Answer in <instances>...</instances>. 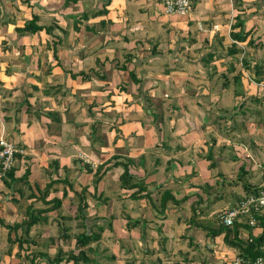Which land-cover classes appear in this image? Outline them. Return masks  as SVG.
Listing matches in <instances>:
<instances>
[{
    "label": "crops",
    "instance_id": "obj_1",
    "mask_svg": "<svg viewBox=\"0 0 264 264\" xmlns=\"http://www.w3.org/2000/svg\"><path fill=\"white\" fill-rule=\"evenodd\" d=\"M31 14L52 24L48 34L15 31ZM237 14L248 32L243 42L229 36ZM248 38L255 47L245 45ZM231 44L241 52L229 54ZM241 58L250 65L264 58V0H191L185 15L165 14L159 0H0V136L20 155L14 175L26 174V184H17L23 197L0 176V219L26 220L28 204L44 209L59 199L46 222L29 229L36 243L20 257L0 226V264H30L27 252L71 248L84 222L75 216L82 186L85 223L99 238L85 249L97 264H232L237 250L223 233L207 237L205 224L218 223V210L235 205L244 184L264 187L262 127L231 118L255 96L260 103L244 104L246 114L254 108V119H264V79L254 82ZM112 156L132 159L128 172L143 179L149 198H131L119 186L120 166L99 168ZM112 172L114 191L105 184ZM49 179L59 181L43 202L36 189Z\"/></svg>",
    "mask_w": 264,
    "mask_h": 264
},
{
    "label": "trees",
    "instance_id": "obj_2",
    "mask_svg": "<svg viewBox=\"0 0 264 264\" xmlns=\"http://www.w3.org/2000/svg\"><path fill=\"white\" fill-rule=\"evenodd\" d=\"M68 1V0H66ZM75 1V0H73ZM240 3V0H235V6H238ZM104 10H101L100 13H103ZM98 14V12H94L91 15H96ZM85 16L87 17V15L85 14ZM243 26V18H240V16L237 14L234 16V23H232L230 25V31H229V36L236 40V41H244L248 35L247 31H243L242 29ZM52 24L49 25H41L38 24V17L35 14H31V17L23 24V26L21 27H15V31L18 32H29L30 34H33L35 32H38L40 30H43L45 33H49V31L51 30ZM238 27V30H234ZM61 33L65 34V30L61 29L59 30ZM245 45L247 47H255V45L253 44V40L251 38H248V40L245 42ZM52 47H56V44H52ZM54 49V48H53ZM52 49L53 55L55 50ZM241 52L240 49H238L237 47H235L234 44H231L230 48L228 49V53L229 54H236ZM241 63H242V67H244L245 69L249 70L252 74V80H254V82H259L260 80L264 79V58H261L258 62H254L252 65H250L249 61L245 58H241ZM230 68L233 70L234 67L233 65H230ZM238 75H236L234 77V84L239 83V73H237ZM245 98L243 101H241L239 103V105L235 108L234 112L231 115L234 117L235 115H237V119L239 118L240 122L242 121V119L247 120V118L249 117L250 121L255 122V124H260V126L262 127L263 130V134H264V119L261 117L258 120L254 119V116L256 117V115L253 113L255 112L256 109L254 108H250L248 113L246 114V108L244 106V104H252L254 102V104H258L260 103V99L258 97H251V98ZM247 101H251V103H247ZM253 116V117H251ZM233 120V119H232ZM259 121V122H258ZM242 123H244L242 121ZM244 124H241V128L243 127ZM20 158V155L15 152L13 154V158ZM207 157L209 158V156L207 155ZM210 159V158H209ZM52 163L54 165H56L55 161H52ZM132 164V159H124V161L122 160H117L116 156H112L111 158L107 159L105 162H103L102 164H100L99 168L100 169H106L105 166L110 165V166H120L122 168L121 173L118 176V184L119 186H121L124 189L127 190H132L129 193V196L131 198L133 197H146L149 198V194L147 191V187L144 185L143 183V179H136L135 177H133L132 175L129 174L128 172V165ZM212 164V162H209L208 165ZM65 168V167H64ZM16 169V166L14 164H12V166L4 171L1 175V180L3 182V184L11 189H15V191L18 193V195H20L21 197H23V189L20 186H17L18 183H21L22 185L25 183L26 184V180H25V173L23 172L22 175L16 177L14 175V170ZM96 176V175H95ZM97 177V176H96ZM239 179V177H237ZM98 179L95 178L94 181H96ZM58 182L59 179L56 180H52L49 179L47 185H45V187H43L42 190H37V192L40 193V195L38 196V199H43L45 197V195L47 194V192L49 191L48 188L52 185L53 182ZM16 184V186H15ZM251 185H245L244 184V191L245 194L248 193H256L258 190L260 189H264V187L259 186L257 188H253L251 187ZM80 193H75V197L77 199V203H76V208H75V216L83 219L84 222L81 223L80 222V227L82 228V230L77 234L73 236V243H72V247L69 249H65L63 250L61 247H58L55 251L54 254L49 255L46 254L44 252L41 251H30L27 252L25 254H23V257L29 261L30 264H37L34 263L35 259L37 257L42 258L46 264H64V263H70V264H97L96 261L91 260L90 257L87 256V250H89L90 252L93 251L92 248H86L85 247L87 245H89L91 242H96L98 241V234L93 231L92 226L94 224H90L86 226V220H85V216H84V209L86 208V187L82 186L79 190ZM170 193L166 192L165 194H160V197L163 198V201L168 198L171 197L169 196ZM34 196V192L33 189H31V192L28 193L27 197H32ZM41 197V198H40ZM51 201H53V204H51L49 207H52L53 209L58 207V203H59V199H55L53 198L50 199ZM43 201V200H42ZM45 202V201H43ZM47 207V208H49ZM44 208V209H38V208H34L32 206V204H28L26 206V210H27V217L26 220H21L20 222H13L12 224H7V223H3V221L0 219V226H3L4 228H6L7 232H6V240L10 243V244H16L17 246V252L15 253L16 257H20L19 252L21 250H23V248L25 247V245H33L35 244V239L34 236H29L28 235V231L29 229L34 226L37 225L39 223H44L46 222V216L44 215L48 209ZM194 210L191 208V216L189 218V220L187 221L190 225H192L193 223L198 224L199 222H197V220L194 219ZM128 224V223H127ZM194 224V225H195ZM84 228H87L88 231H84ZM205 233L207 237L213 238L216 235H219L220 233H223L222 236V240L223 242L227 245V246H231L232 248L236 249L238 252V255L244 257V258H249L252 259L256 256L260 255V251L258 250V245L264 240V233L258 237H255L252 239V242H247L246 240H243L241 237H238V231H237V224H234L233 226H227L224 227L219 223H214L213 221H207L205 224ZM66 236L63 234L61 236V238H65ZM53 241V239L51 240ZM112 258V257H111ZM15 264H21V263H15Z\"/></svg>",
    "mask_w": 264,
    "mask_h": 264
},
{
    "label": "built area",
    "instance_id": "obj_3",
    "mask_svg": "<svg viewBox=\"0 0 264 264\" xmlns=\"http://www.w3.org/2000/svg\"><path fill=\"white\" fill-rule=\"evenodd\" d=\"M165 14L176 13L185 15L191 10V0H159ZM16 149L0 136V176L12 166L13 154ZM217 222L224 227L237 224L238 237L247 242L264 233V189L256 193H248L229 208L219 210ZM257 228L256 235L248 234L246 230ZM260 255L252 259L244 258L235 253L232 264H264V240L258 245Z\"/></svg>",
    "mask_w": 264,
    "mask_h": 264
},
{
    "label": "rangeland",
    "instance_id": "obj_4",
    "mask_svg": "<svg viewBox=\"0 0 264 264\" xmlns=\"http://www.w3.org/2000/svg\"><path fill=\"white\" fill-rule=\"evenodd\" d=\"M256 26H257V22H255L254 23ZM257 33H258V31H257ZM261 51L262 50H260L259 51V53L258 54H260L261 53ZM236 63V62H235ZM236 68V67H235ZM64 157H66V158H64V157H62V159L61 160H64V159H68V162L66 163V164H71L70 162L72 161V157H68L66 154L65 155H63ZM256 160V159H255ZM45 160L43 159V162H44ZM72 164H73V162H72ZM219 179H221L220 178V176L218 175L217 176ZM42 178H44V177H41V180H42ZM115 178H116V175L112 172L111 174H109V176H108V178H106V181H105V184H106V188H108L109 190H116V185L114 184V182H115ZM203 179H206L205 177L203 178ZM210 180V179H209ZM204 181H206V180H204ZM210 183L212 182V180H210L209 181ZM209 184V183H208ZM208 184H207V186H208ZM218 186H219V183L217 184ZM218 186H217V188H218ZM6 190V189H5ZM217 192H218V190H216ZM6 194V193H5ZM8 194V193H7ZM219 201V200H218ZM221 202H224V200L222 199V200H220L219 201V203H218V205H217V207L219 208V206H220V203ZM221 206H223V205H221ZM100 208H101V210L103 211V212H105L106 211V209H107V212H109V211H111V209H112V206H111V208H110V203L108 204V206H105V208L104 207H101L100 206ZM100 208H99V210H100ZM87 210H88V208H87ZM219 211V210H218ZM90 212V211H89ZM68 223H70L71 224V226L74 228V229H76V221L75 220H72V221H68ZM195 223H193L192 224V226L194 225ZM113 226H114V229H115V227L117 228V221H115V220H113ZM113 228V227H112ZM108 233H110V230H109V232ZM107 239V241H104L105 240V238H102V241L103 242H106L107 243V245L108 246H112L113 244H115L114 242V240H113V242H109V237H106ZM2 242V241H1ZM174 243H176V244H178V242L177 241H174ZM175 244V245H176ZM1 245H2V243H1Z\"/></svg>",
    "mask_w": 264,
    "mask_h": 264
}]
</instances>
